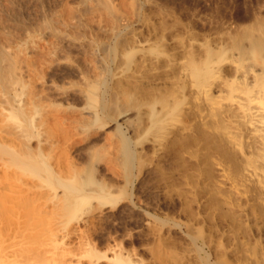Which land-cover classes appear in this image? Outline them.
I'll list each match as a JSON object with an SVG mask.
<instances>
[{
	"label": "bare ground",
	"instance_id": "bare-ground-1",
	"mask_svg": "<svg viewBox=\"0 0 264 264\" xmlns=\"http://www.w3.org/2000/svg\"><path fill=\"white\" fill-rule=\"evenodd\" d=\"M18 1L0 0V264H264V0H67L39 21ZM38 33L91 55L80 110L38 84Z\"/></svg>",
	"mask_w": 264,
	"mask_h": 264
},
{
	"label": "rangeland",
	"instance_id": "rangeland-1",
	"mask_svg": "<svg viewBox=\"0 0 264 264\" xmlns=\"http://www.w3.org/2000/svg\"><path fill=\"white\" fill-rule=\"evenodd\" d=\"M18 1V0H17ZM45 1V2H44ZM50 3H49V2ZM58 1V2H57ZM67 0H19L17 3H15L14 2V4L13 5H17V7L16 6H12L13 8H15V9H13L12 8V10H15V11H17V12H15V16H17V15H19V16H22V17H24V16H26L28 19L29 18H34L33 20H37V18H38V21L41 19V17L44 15V12L45 11H51V10H53V9H55V8H57V7H59L60 5H61V3H65ZM172 1H176V2H173V4H176L177 3V5L179 4L180 6H181V4H183L182 6H186L184 3H186L187 5L188 4H190V5H188V6H186V7H191V8H198L199 9V7H200V9L199 10H204V8L206 9L207 7H208V4L210 3V0H197V2H196V0H188V2H187V0H185V1H182V0H172ZM189 1H190V3H189ZM193 2V4H192V2ZM199 1V2H198ZM23 2V3H22ZM54 2V3H53ZM61 2V3H60ZM68 2V1H67ZM170 2H171V0H170ZM200 2H202V3H200ZM197 3V4H196ZM53 4H55V5H53ZM57 4H58V6H57ZM20 5H22V7L20 6ZM38 5V6H37ZM194 5V6H193ZM50 6V7H49ZM196 6V7H195ZM53 7V8H52ZM55 7V8H54ZM27 10V11H26ZM37 10H38V12H37ZM39 10H42V11H39ZM21 11V12H20ZM23 11V12H22ZM31 12V13H29V12ZM13 11L11 12V13H14ZM21 13V14H18V13ZM40 12V13H39ZM36 15H35V14ZM31 14V16L29 17V15ZM14 15V14H13ZM36 16V17H35ZM40 18V19H39ZM14 31H15V29L14 28H12ZM41 31H39V33H40ZM37 34L38 36L40 35V34ZM35 36V39L38 37V36ZM41 36V35H40ZM39 36V39L37 38L36 40L38 41V40H40V41H38V43H37V41L35 40V39H32V40H30V41H28L29 43L28 44H30V45H28V46H26V47H24V52L25 53H27L26 55H28V53H30V52H33V54L32 53H30L31 55H33L34 57H38L37 59L40 61L39 62V64L37 65L38 67L40 66V73H41V75H40V73H39V75L40 76H38L37 75V77L36 78H38V81H36V83L38 82V84L39 85H41V81L43 80L42 78H41V76H44L45 75V83H43V85L45 84L46 85V88L48 89V91L50 90L51 92H49L51 95V97H50V101L51 100H55L54 102H52L53 104L52 105H60L61 103H62V105H60V107H58L57 106V108H58V110H59V108L61 109V110H59L60 112L62 111V110H64V108L66 109V110H64L65 112H69L68 110H70V111H72L73 109H77V110H80L82 107H83V102L82 101H80V100H77V99H75L76 97H75V92H74V90L76 89V86H75V84L77 83L76 81V79H77V77H79V74H78V76L76 77V73H78L77 71H78V69H77V67L79 66V64H81V65H86V64H88L87 63V61L86 60H88V62H90L91 60H93L92 58H91V55H89L88 54V52H86V50H84V52H86V54L84 53V52H82V50L79 48L78 49V47L76 46L75 47V44L74 43H72L70 40H64V39H62V40H60V41H63V42H60V41H56V39H55V41L54 40H50V41H53V42H59V43H65V44H59V45H57V44H53V42H50V41H48L49 40V38L51 39L52 37H46V36H41L40 37ZM47 38V39H46ZM54 38V37H53ZM44 39V40H43ZM58 40V39H57ZM31 41H32V43H31ZM48 41V44H46V42ZM69 41V42H68ZM35 44H34V43ZM66 42H68V43H70V45H67L66 44ZM37 43V44H36ZM45 44V45H44ZM50 44H51V46H50ZM74 44V45H73ZM35 45V49H34V46ZM48 45V46H47ZM37 46V47H36ZM40 46V47H39ZM46 47L45 49L46 50H44V52H42L43 51V49H44V47ZM57 46H59V47H57ZM43 47V48H42ZM54 47V48H53ZM62 47V48H61ZM28 48V49H27ZM30 48H32V49H34V50H31ZM40 48V49H39ZM49 48V49H48ZM57 48V49H56ZM61 48V49H60ZM65 48V49H64ZM54 49V50H53ZM55 49H56V51H55ZM59 49V50H58ZM25 50H27V51H25ZM31 50V51H30ZM62 50H63V52H62ZM67 52H66V51ZM71 50H72V52H71ZM81 50V51H80ZM28 51H30V52H28ZM52 51H54V52H52ZM70 51V52H69ZM37 54H36V53ZM50 52V53H49ZM69 52V53H68ZM54 53V54H53ZM29 54V55H30ZM48 54H49V57H48ZM53 55V57H51L52 55ZM68 54V55H67ZM71 54V55H70ZM28 55V56H29ZM30 55V56H31ZM47 55V56H46ZM56 55H58L57 57H56ZM61 55V56H60ZM77 55V56H76ZM90 57H89V56ZM76 56V57H75ZM85 56V57H84ZM87 56H88V58H87ZM47 57V58H46ZM67 57H68V59H67ZM84 57V58H83ZM58 58V59H57ZM66 59V60H63V59ZM70 58V59H69ZM89 58L91 59V60H89ZM36 59V58H35ZM36 59V60H37ZM42 59V60H41ZM46 59H48L47 60V62H50L49 64H47L46 65ZM50 59H51V61H50ZM85 59V60H84ZM37 60V61H38ZM43 60H45V61H43ZM57 60V61H56ZM58 60H59V62H58ZM61 60H62V62H61ZM70 60V61H69ZM77 60V61H76ZM85 62H84V61ZM54 61V62H53ZM64 61V62H63ZM45 62V63H44ZM52 62V63H51ZM61 62V63H60ZM63 63V64H62ZM70 63V64H69ZM75 63V64H74ZM86 63V64H85ZM45 64V65H44ZM61 64V65H60ZM41 65H44V66H41ZM57 65V66H56ZM59 65V66H58ZM66 68H65V67ZM70 68H69V67ZM88 66V65H87ZM47 67V68H46ZM59 67V68H58ZM74 67V68H73ZM61 68V69H60ZM49 69V70H48ZM51 69V70H50ZM75 69V70H74ZM47 70V71H46ZM56 70V71H55ZM74 70V71H73ZM77 70V71H76ZM39 71V70H38ZM50 71V72H49ZM61 71H62V73H61ZM49 72V73H48ZM55 72H56V74H55ZM76 72V73H75ZM69 73V74H68ZM75 73V74H74ZM49 74V75H48ZM64 74V75H63ZM61 75V76H60ZM69 75V76H68ZM51 77V78H50ZM69 77V78H68ZM75 77V78H74ZM36 78H35V80H36ZM42 80H41V79ZM51 80H50V79ZM72 78V79H71ZM48 79V80H47ZM53 79V80H52ZM63 79V80H62ZM65 79H68V80H65ZM76 81H75V80ZM79 79V78H78ZM61 80V81H60ZM72 80V81H71ZM57 81V82H56ZM67 81V82H66ZM44 82V81H43ZM48 82V83H47ZM50 82H52V83H50ZM62 82V83H61ZM71 82V83H70ZM47 83V84H46ZM55 83V84H54ZM49 84H53L52 86V88H51V85H49ZM62 86H61V85ZM55 85L57 86L56 87V90L54 89V87H55ZM64 85V86H63ZM42 86V85H41ZM50 86V87H49ZM61 86V87H60ZM60 87V88H59ZM63 87H65L66 89H64ZM50 88V89H49ZM59 90V91H58ZM63 90H64V92H63ZM72 90V91H71ZM53 91H55V92H53ZM62 91V92H61ZM66 91H68V92H66ZM57 92H59V93H57ZM64 93V94H63ZM62 96H61V95ZM72 94V95H71ZM66 95V96H65ZM56 96H58V97H56ZM60 96V97H59ZM64 96V97H63ZM70 96V97H69ZM66 97V98H65ZM72 97V98H71ZM53 98V99H52ZM57 98V99H56ZM71 98V99H70ZM67 100V101H66ZM70 100V101H69ZM76 100V101H75ZM48 102V103H51V102ZM58 101V102H57ZM61 101H63V102H61ZM60 102V103H59ZM70 102V103H69ZM73 104H72V103ZM82 102V103H81ZM59 103V104H58ZM69 103V104H68ZM75 104V105H74ZM71 108H73V109H71ZM74 111V110H73ZM62 114V113H61ZM62 116H63V114H62ZM63 121V120H62ZM61 121V122H62ZM64 122V121H63ZM62 124V123H61ZM60 124V125H61ZM64 124V126L66 125L65 124V122L63 123ZM60 128H62V126H60ZM99 132H97V129H96V131H92V132H88V134L85 136L84 134L83 135H81L82 137H83V139H82V137L81 136H77L78 137V140H77V137H76V135L74 136V137H76V138H74L73 137V139H74V141H75V139H76V141H75V143L77 142H79L78 143V145H77V149L78 150H80L79 148L81 147H86V146H83L84 144L86 145V142L88 141V140H86L87 138H88V136H89V138H90V135L91 134H93V135H91V139L90 140H94V138H96V137H98L99 135H100V133L102 134V133H104L103 131H101V130H98ZM85 133V132H84ZM98 135V136H97ZM95 136V137H94ZM86 137V138H85ZM81 139V140H80ZM69 141H73L72 139H70ZM73 141V142H74ZM81 141V142H80ZM85 142V143H84ZM71 143V142H70ZM82 143V144H81ZM70 145V144H69ZM80 146V147H79ZM84 152V151H83ZM106 151H98V153L99 154H101V155H103L102 153H105ZM85 153H90V152H88V151H85ZM76 155V154H75ZM89 155V154H88ZM83 156V155H82ZM81 161V160H80ZM100 163H101V161H99ZM97 163H98V161H97ZM100 163H98V165L100 164ZM101 164H103V162L101 163ZM145 194H147L148 195V200L145 198L146 197V195H144L145 197V199L148 201V202H151V201H155L153 198H156L155 197V195H153V194H151V193H145ZM149 194H150V196H149ZM154 196V197H153ZM153 197V198H152ZM149 198H151V200L149 199ZM150 200V201H149ZM129 223V222H128ZM118 224H120L118 221L116 222V224H113V225H115V226H113L112 224H111V226L113 227H111L110 225H109V229H114V227H116L117 229L119 228V227H123V224H122V226H121V224L119 225V227H118ZM130 224L131 225H128V226H133V224L130 222ZM111 227V228H110ZM115 228V229H116Z\"/></svg>",
	"mask_w": 264,
	"mask_h": 264
}]
</instances>
